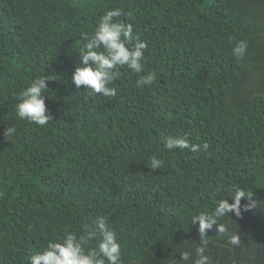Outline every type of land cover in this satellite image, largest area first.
Segmentation results:
<instances>
[{
  "label": "trees",
  "instance_id": "trees-1",
  "mask_svg": "<svg viewBox=\"0 0 264 264\" xmlns=\"http://www.w3.org/2000/svg\"><path fill=\"white\" fill-rule=\"evenodd\" d=\"M117 7L147 43L144 67L120 68L114 96L89 94L71 80L83 35ZM150 71L156 80L138 87ZM45 75L51 120L38 126L16 115V97ZM169 135L208 148L169 151ZM238 186L256 206L221 217L227 234L207 232L211 264H264V0H0V264H30L65 229L95 230L100 215L122 264H193L192 217L231 203Z\"/></svg>",
  "mask_w": 264,
  "mask_h": 264
},
{
  "label": "clouds",
  "instance_id": "clouds-1",
  "mask_svg": "<svg viewBox=\"0 0 264 264\" xmlns=\"http://www.w3.org/2000/svg\"><path fill=\"white\" fill-rule=\"evenodd\" d=\"M128 14L120 8L106 10L98 19L91 35L84 34L86 43L80 51L82 66H76L71 80L77 88L84 86L89 94L114 96L115 88L111 85L121 75L120 68L127 67L134 73H142L144 67V52L147 43L133 32V26L121 17ZM245 40L238 41L233 47V55L242 58L247 50ZM155 72L144 73L136 81L137 86L150 85L156 80ZM47 76L34 79L26 88L21 90L16 99V115L21 120H27L38 126H46L51 120L47 113L45 95L48 92ZM16 133L15 126L4 131L5 137L12 138ZM164 148L188 149L196 153L207 150L208 144H193L184 135H169L164 142ZM163 160L155 156L150 159V167L158 170L163 167ZM229 203L227 198L215 202L214 210L202 211L192 217V223L198 222L199 245L195 249L196 259L193 264H211L210 257L205 254L208 245L207 232L215 226L219 234H227L225 224L218 220L229 212L241 215V208L250 210L256 206L252 191L246 188H234ZM244 198L248 203L241 205ZM95 230L85 229L80 235L65 229L64 236L58 241H49L40 251L30 257V264H122L121 246L117 240L116 230L111 226L107 216H97L94 220ZM99 239L97 247H89V242ZM230 243L239 245L238 234L230 236ZM181 260L189 261L191 254L187 251L180 253Z\"/></svg>",
  "mask_w": 264,
  "mask_h": 264
}]
</instances>
